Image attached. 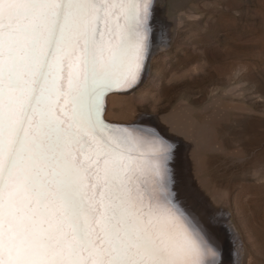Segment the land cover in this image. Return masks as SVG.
Segmentation results:
<instances>
[{
	"label": "snow or ice",
	"instance_id": "obj_1",
	"mask_svg": "<svg viewBox=\"0 0 264 264\" xmlns=\"http://www.w3.org/2000/svg\"><path fill=\"white\" fill-rule=\"evenodd\" d=\"M148 14L0 0V264H217L167 192L163 142L100 115L141 66Z\"/></svg>",
	"mask_w": 264,
	"mask_h": 264
},
{
	"label": "rangeland",
	"instance_id": "obj_2",
	"mask_svg": "<svg viewBox=\"0 0 264 264\" xmlns=\"http://www.w3.org/2000/svg\"><path fill=\"white\" fill-rule=\"evenodd\" d=\"M148 2L147 41L151 12L163 6L159 0ZM178 4L177 9L164 5L167 14L176 15L172 38L150 56L143 83L122 93L126 100L110 98L106 118L138 123L139 114L146 111L182 123L188 119L200 150L197 162L191 160L188 186L183 187H189L208 210L198 219L187 210L197 221L192 223L194 229L203 232L201 220L214 225L215 217L223 214L227 226L239 233L236 242L243 250L234 261L225 247H215L217 264H264V0H178ZM152 19L155 26L154 14ZM142 56L136 79L126 88L144 72L148 45ZM170 191L171 182L169 195ZM225 234L231 235L229 230ZM227 251L229 255L230 247Z\"/></svg>",
	"mask_w": 264,
	"mask_h": 264
},
{
	"label": "bare ground",
	"instance_id": "obj_3",
	"mask_svg": "<svg viewBox=\"0 0 264 264\" xmlns=\"http://www.w3.org/2000/svg\"><path fill=\"white\" fill-rule=\"evenodd\" d=\"M160 4L163 5L162 8L160 9L159 7H156L154 9V11L152 10L150 18H149V20L151 21L152 14L154 12L155 27H156L157 33L155 34L156 39H154L153 43H154V46H156L157 50H158V48L164 49L166 47V45L168 43V39L172 38V34L174 32L172 30V26L174 23L173 20H175L176 15H175V13L167 14L166 7H164V5L167 4L168 6H171L172 9H177L179 7L178 0H159V5ZM150 27H151V24L148 25V32L149 33H150ZM145 34H146V32H145ZM147 43H148V41H147ZM144 44H145V42H144ZM169 44H171V42ZM147 45L145 44L142 55L144 54V51H145ZM156 49H153V52ZM142 57H145V56H142ZM139 69H140V67L137 69L135 75L132 77H129L126 81L119 83V84H113L110 87H117V88H123V89L126 88L130 84L131 80L133 78H135ZM66 77H67V73H65V86H66V82H67ZM134 81L135 80H133L132 82H134ZM101 93L102 92H100V94H99V100H98L99 106L101 105L102 98H103V96L100 97ZM120 94L121 93H115V94L109 95L110 96L109 100L107 97V104H108V101H110V98L121 99V101H124V99L126 97H124V96H122V94L121 95ZM100 108H101V106H100ZM146 114H148V112H146V111H142L139 114L138 117L140 120L138 121V123H136L137 126L132 125V126H122V127L128 128L130 131H132L135 134L143 135L147 139H151L152 137H158L159 140L163 142L162 146L157 147V151L165 150L168 152V154L170 153L168 163H167L168 175L170 176V179H168V185L171 182L170 197H171L172 201L177 205L179 210L187 218V220L191 224L192 228H194V225H192V223H195V222L197 223V221L194 219V217H191L189 215V213L191 212L198 219V217L201 215V213H202V215H206V213H207L206 211H208L205 207H203L201 204H199L196 201V199H195L196 197H194L192 190L189 187H187L188 186V183H187L188 180L187 179L189 178V176L187 177V173L188 174L191 173V171H190V165L192 164L191 160L193 161L194 164L197 162L198 151L200 150L199 149L200 144L196 140V133L192 129L191 125L188 123V119L186 120V118L183 119V120H186L184 123L180 122L175 117H159L157 115L156 116L150 115L151 116V118H150L149 114H148V118L144 119V118H146ZM140 115H143V116H140ZM106 119L107 118H106V112H105L104 120H106ZM106 121L110 122V120H108V119ZM114 123H117V122H114ZM120 124H122V123H120ZM146 124H148V125H146ZM160 127H161V129H159ZM180 144H182V145L179 146ZM175 147H176V150H174ZM192 166H193V164H192ZM195 169H193V170H195ZM190 176L193 177L191 174H190ZM175 180H177L176 184H174ZM183 185H187L186 188H184ZM208 206H210V205H207L206 207H208ZM187 210H189L190 212L187 213ZM222 215L219 216L218 218L215 217V219L213 220L214 225L211 224V221H210V223L209 222L204 223L201 220V222H202L201 223V228H202L201 230L203 232H200V231L199 232L208 241L210 247L213 249L215 256L217 258H218V255H216V253L218 252V250H216V248L217 247H222V248L225 247V251H226L225 253L229 257V259L235 261L237 256L239 258L242 256V250H243L242 247H240V245L236 242L237 239L238 240L240 239L239 233L233 227L230 228L229 226H227L228 221L226 222L224 217H222ZM229 224H231V223H229ZM222 225L224 227H226V230L224 229V227ZM215 228H217V229H215ZM228 230L231 234L230 237L229 236L226 237V234H225V233L228 234ZM214 233L218 237H216L214 235ZM220 240H221V242H223V244L220 242ZM229 247H230L231 253H229V255H228L227 250ZM223 254H224V252H223ZM223 259L225 260L224 255H223Z\"/></svg>",
	"mask_w": 264,
	"mask_h": 264
},
{
	"label": "water",
	"instance_id": "obj_4",
	"mask_svg": "<svg viewBox=\"0 0 264 264\" xmlns=\"http://www.w3.org/2000/svg\"><path fill=\"white\" fill-rule=\"evenodd\" d=\"M115 90H117V89H115ZM114 91V89L112 90V88H104L101 92V95H100V97L101 96H103V98H102V103H101V109H100V115H101V117H102V119L104 120V117H103V111H104V100H105V98H106V96H107V94H109L110 92H113ZM104 122L106 123V124H108L109 125V123H107L106 122V120H104ZM111 125V124H110Z\"/></svg>",
	"mask_w": 264,
	"mask_h": 264
}]
</instances>
